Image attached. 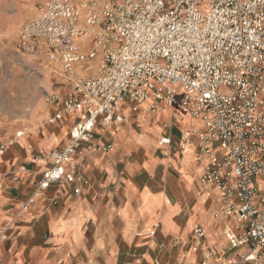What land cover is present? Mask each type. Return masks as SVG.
I'll list each match as a JSON object with an SVG mask.
<instances>
[{
    "label": "built area",
    "instance_id": "1",
    "mask_svg": "<svg viewBox=\"0 0 264 264\" xmlns=\"http://www.w3.org/2000/svg\"><path fill=\"white\" fill-rule=\"evenodd\" d=\"M38 12L21 38L31 52L45 46L48 68L71 86L47 96L62 104L49 123L76 120L67 143L39 151L51 166L20 211L52 186L54 205L65 184L78 180L75 194L89 186L67 167L82 148L112 149L94 142L97 126L117 132L127 117L184 109L203 127L183 131L179 147L196 138L194 159H207L201 183L221 198L214 217L226 219L227 246L209 245L199 224L174 244L197 254L183 264H264V0H45Z\"/></svg>",
    "mask_w": 264,
    "mask_h": 264
},
{
    "label": "crops",
    "instance_id": "2",
    "mask_svg": "<svg viewBox=\"0 0 264 264\" xmlns=\"http://www.w3.org/2000/svg\"><path fill=\"white\" fill-rule=\"evenodd\" d=\"M53 75L47 96H63L71 86ZM47 106L37 107L23 130L0 134V145L13 140L0 155V264H183L197 254H185L174 244L189 239L199 224L209 245L227 246L226 219L214 217L222 209L221 198L201 183L207 159H194L196 138L187 148L179 147L183 131L203 127L184 109L181 117L171 110L145 116V121L127 117L117 132L97 126L94 142H113L112 149L82 148L67 167L89 186L75 194L79 181L65 184L56 205L52 186L21 212L20 204L51 166L36 156L67 143L76 120L71 115L51 124L62 104ZM163 137L171 143L161 145Z\"/></svg>",
    "mask_w": 264,
    "mask_h": 264
},
{
    "label": "rangeland",
    "instance_id": "3",
    "mask_svg": "<svg viewBox=\"0 0 264 264\" xmlns=\"http://www.w3.org/2000/svg\"><path fill=\"white\" fill-rule=\"evenodd\" d=\"M44 1L0 0V134L4 136L10 128L13 133L23 130L37 107H48L46 98L55 75L47 65V50L39 45L31 52V44L21 38L22 27L38 15Z\"/></svg>",
    "mask_w": 264,
    "mask_h": 264
},
{
    "label": "bare ground",
    "instance_id": "4",
    "mask_svg": "<svg viewBox=\"0 0 264 264\" xmlns=\"http://www.w3.org/2000/svg\"><path fill=\"white\" fill-rule=\"evenodd\" d=\"M145 105H147V103H145ZM165 111H168V110H165ZM162 113V112H161ZM161 113H159V114H161Z\"/></svg>",
    "mask_w": 264,
    "mask_h": 264
}]
</instances>
